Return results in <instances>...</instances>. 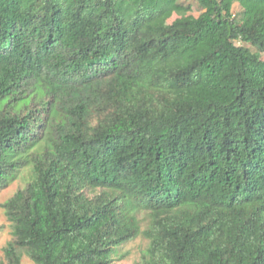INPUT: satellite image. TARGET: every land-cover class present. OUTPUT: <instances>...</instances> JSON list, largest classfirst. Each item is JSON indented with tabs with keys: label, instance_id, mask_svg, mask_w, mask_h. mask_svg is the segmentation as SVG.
Returning a JSON list of instances; mask_svg holds the SVG:
<instances>
[{
	"label": "trees",
	"instance_id": "trees-1",
	"mask_svg": "<svg viewBox=\"0 0 264 264\" xmlns=\"http://www.w3.org/2000/svg\"><path fill=\"white\" fill-rule=\"evenodd\" d=\"M197 1L0 0V264H264V0Z\"/></svg>",
	"mask_w": 264,
	"mask_h": 264
},
{
	"label": "rangeland",
	"instance_id": "rangeland-1",
	"mask_svg": "<svg viewBox=\"0 0 264 264\" xmlns=\"http://www.w3.org/2000/svg\"><path fill=\"white\" fill-rule=\"evenodd\" d=\"M186 5H191L192 9L189 13H192L198 16L201 12V7L198 4L197 0H181ZM240 7L235 6L234 12L238 14V10ZM177 17V14H174ZM238 18L239 15L237 16ZM21 183L14 182L10 187L4 189L3 192L0 193V256L3 255V247L6 244V241L11 238V229L10 222L8 221L7 216L5 215V211L2 208L1 204L11 195H13L18 186ZM145 212V211H144ZM142 212L140 219L142 221V226L144 228L149 225L151 218L146 216V213ZM148 246V239L140 236L133 241L127 242L118 248L119 254L115 255L110 262V264H143V250ZM22 264H35L29 257L26 255L22 259Z\"/></svg>",
	"mask_w": 264,
	"mask_h": 264
},
{
	"label": "clouds",
	"instance_id": "clouds-1",
	"mask_svg": "<svg viewBox=\"0 0 264 264\" xmlns=\"http://www.w3.org/2000/svg\"><path fill=\"white\" fill-rule=\"evenodd\" d=\"M139 238V237H138ZM135 240V239H134ZM133 241V240H132ZM130 242V241H129ZM117 255V254H116ZM110 264V263H109Z\"/></svg>",
	"mask_w": 264,
	"mask_h": 264
}]
</instances>
